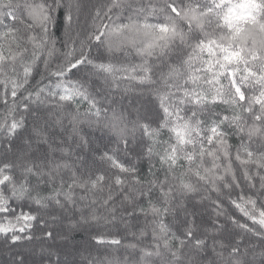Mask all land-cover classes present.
Segmentation results:
<instances>
[{"label": "snow or ice", "instance_id": "obj_1", "mask_svg": "<svg viewBox=\"0 0 264 264\" xmlns=\"http://www.w3.org/2000/svg\"><path fill=\"white\" fill-rule=\"evenodd\" d=\"M0 264H264V0H0Z\"/></svg>", "mask_w": 264, "mask_h": 264}]
</instances>
